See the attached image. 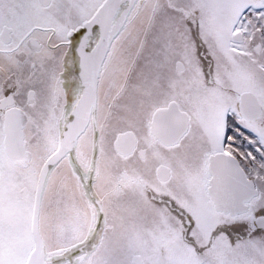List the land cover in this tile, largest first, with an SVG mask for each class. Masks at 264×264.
<instances>
[{"label": "snow or ice", "instance_id": "obj_1", "mask_svg": "<svg viewBox=\"0 0 264 264\" xmlns=\"http://www.w3.org/2000/svg\"><path fill=\"white\" fill-rule=\"evenodd\" d=\"M0 264H264V0H0Z\"/></svg>", "mask_w": 264, "mask_h": 264}]
</instances>
